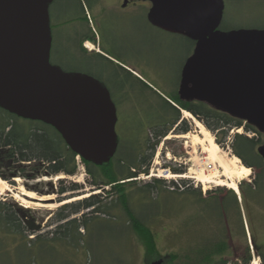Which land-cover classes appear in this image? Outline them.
<instances>
[{"label": "rangeland", "instance_id": "obj_1", "mask_svg": "<svg viewBox=\"0 0 264 264\" xmlns=\"http://www.w3.org/2000/svg\"><path fill=\"white\" fill-rule=\"evenodd\" d=\"M112 18L114 15L109 19ZM263 28L264 0H225L222 31L260 30ZM103 31L105 35L108 34L107 30ZM119 35L124 38V42L120 45L118 42L115 44L117 53L113 57L125 68L133 71L140 80L135 83V86L146 89L147 93L139 91L136 94L132 93L127 98H112L119 111L116 132L119 147H121L118 158L131 155L136 151V147L140 149L143 156H146L151 153L147 150V144L149 139H153V129L157 126L170 127L172 117L167 115L164 120L166 113L162 112L164 106L162 99L167 100L177 94L183 68L193 53V44L182 35L163 32L148 26L142 15H135L127 21H122ZM107 37L105 36V38ZM57 61L55 57L52 59L54 64ZM1 113L0 110V118L3 115ZM185 113L186 111L184 113L180 111V124L186 123L190 131L187 134H177V132L171 131L166 139L160 141L149 171L153 170L154 175L163 174L162 171L174 163L168 162V155L172 159L188 157L184 150L185 143L188 142V146L192 147L194 136H200L196 122L201 123L211 133L221 150V155L238 158L233 152L232 145L237 136L247 137L246 130L242 134L236 131L232 133L233 129H229L227 134L224 131L212 132L205 124H210L209 120L205 119V123H203L187 112L196 120L194 122L192 119H185ZM20 121L27 122L23 119ZM181 136H188L189 139L179 138ZM251 137L261 143L255 144L253 151L247 154L248 159L254 158L258 148L264 143V134ZM153 141L152 143H154ZM226 143L229 144V147ZM193 149L197 153L196 155L193 153L192 156L195 155L199 158L207 156L215 165L217 169V172L214 173V175L216 174V183L226 180L221 176L222 169L219 167L220 162L217 157L203 154L200 147H193ZM158 153L160 156L156 161ZM77 161L78 169L75 176L61 174L51 177L44 174L43 177H38L35 180L26 177L32 175L30 164L18 165L10 162L8 165L1 164L0 179L9 190L2 189L0 185V203L7 204L12 211L20 209L21 216H24L25 219L23 225L27 226L29 223L33 226L34 223L35 227L41 226V230L26 229L23 234L15 235L8 233L10 231L0 225V264H162L160 260L170 254L178 255L184 261V256L199 247L200 240L202 244H205L212 238L210 219L213 201L208 200L210 190H218L221 194L233 193L237 196V192L228 188L216 187V184L205 187L199 183L196 188L191 180H185L189 184L185 191L170 188L171 181L165 178L140 179L136 184L129 186L130 207L154 235L158 253L161 254L158 259L146 257V250L139 242L137 235L131 230L123 208L119 204H115L118 199L116 195L102 196V205L110 211L109 216L93 215V210H84L71 216L69 220L83 221L84 217L88 215L86 220L89 221V225L87 229L82 228L79 233L72 231L71 237H73L64 240V236L57 233L58 227L64 224L57 222L62 207L87 199L92 195H103V192L96 190L91 185V179L82 165L80 157L77 158ZM239 164L246 167L241 160ZM20 167L24 169L25 174L23 171L22 175L16 174ZM171 168L172 170L177 169L175 166H171ZM172 174L175 175L174 172ZM204 174L209 177L212 175ZM8 178H14L15 182L9 181ZM154 180H160L164 182V185H160L159 188H146L148 184H153ZM73 183L79 185L80 191L63 196V201L67 200L65 202H68L83 196L87 197L59 207L35 206V204L51 206L65 203L58 202V188L60 184L69 187ZM148 189L151 190L150 193H148ZM23 190L35 194V199H43V202L27 198L22 194ZM105 191H110V188ZM16 195L31 204L23 203L22 199L15 197ZM70 197L75 198L69 199ZM31 241L34 243H30ZM254 251L257 253L256 248ZM233 259L236 258H230L231 261ZM251 259V264L260 263L257 254L255 259L252 256Z\"/></svg>", "mask_w": 264, "mask_h": 264}, {"label": "water", "instance_id": "obj_2", "mask_svg": "<svg viewBox=\"0 0 264 264\" xmlns=\"http://www.w3.org/2000/svg\"><path fill=\"white\" fill-rule=\"evenodd\" d=\"M141 1L152 2L155 27L195 43L180 99L204 103L264 134V29L222 31L225 0ZM51 2L0 0V109L53 127L73 153L101 167L119 148L117 109L101 82L51 64ZM258 154L264 159V145Z\"/></svg>", "mask_w": 264, "mask_h": 264}, {"label": "trees", "instance_id": "obj_3", "mask_svg": "<svg viewBox=\"0 0 264 264\" xmlns=\"http://www.w3.org/2000/svg\"><path fill=\"white\" fill-rule=\"evenodd\" d=\"M192 44L194 45L193 42ZM162 100L164 102L162 112L163 114L166 113L164 120L167 115H170L172 122L170 127L157 126L153 129L152 140H154V143L149 139L147 144V150L151 152L150 154L143 156L139 151L140 149L136 147V153L132 152L131 155H124L123 158H118L120 146L115 157L107 165L99 167L81 159V163L91 179V185L96 190L103 192V195H92L87 199L62 207L57 222L64 224L58 227L57 233L62 234L64 236L62 237L65 238L64 240L73 237H71L72 231L79 233L82 228L87 229L89 225V221L86 220L88 215L84 217L83 221L78 219L69 220L71 216L77 215L84 210H93L92 214L96 216H109L110 211L102 205V196L116 195L118 199L115 204H119L123 208L129 220L131 230L134 231L139 242L146 250V257L158 259L161 256L158 253L154 235L130 207L128 187L136 184L140 176L149 174L150 164L158 144L167 138L171 131L177 132V134H187L190 131L186 123L180 124V111L191 113L203 123H205V119L209 120L211 123L205 124L212 132L224 131L227 134L229 129L241 128L244 125V122L225 113L218 112L204 103L182 101L178 95L167 98V100ZM1 111L3 115L0 118V148L3 154L0 158L15 163L23 162L30 164L29 168L32 171V175L26 176L30 180L43 177L44 174L51 177H57L61 174L70 177L76 175L78 156L68 148L61 135L53 127L41 122L28 120H26V123H23L18 117L10 115L3 110ZM245 129L248 132L251 131L261 136V133L248 124L245 125ZM259 142L261 143L259 140L255 141L245 136H237L232 145L233 152L244 163L241 153L243 152L244 155H247L252 152L255 144ZM32 164L34 165L32 166ZM22 171L25 174L24 169ZM173 172L175 174L183 173L180 169H174ZM162 184L164 185V182L154 180L153 184H148L146 188H159ZM169 187L171 188L170 184ZM107 188H110V191H105ZM79 191V185L76 183L71 184L69 187L60 184L57 191V195L59 196L58 202L63 201V196L69 193L75 194ZM71 198L75 197H70L69 199ZM24 223L25 219L24 216H21L20 209L19 211H12L8 208L7 204L0 203V225L7 228L10 231L8 233L15 235L23 234V231L28 229L27 226L23 225ZM30 243L34 242L31 241ZM214 254L215 251L211 248L208 241L202 244L200 248L190 251L189 254L184 256V261L178 255L170 254L163 260H160V262L162 261V264H218L215 261Z\"/></svg>", "mask_w": 264, "mask_h": 264}, {"label": "flooded vegetation", "instance_id": "obj_4", "mask_svg": "<svg viewBox=\"0 0 264 264\" xmlns=\"http://www.w3.org/2000/svg\"><path fill=\"white\" fill-rule=\"evenodd\" d=\"M152 8L151 1L141 0H52L49 6L51 64L67 73L94 78L107 88L111 98H127L139 91L147 93L146 89L135 86L140 80L133 71L125 68L113 56L117 53L115 44L124 42V38L119 35L122 21L142 15L148 26L164 32L150 22ZM110 14L114 18L109 19L112 16ZM194 49L195 43L193 52ZM54 57L58 60L55 64L52 63ZM179 91L180 85L176 94L180 98ZM114 104L119 122L118 107ZM2 154L0 148V157ZM241 154L245 166L252 173L244 183L240 182L237 196L211 189L208 197V200L213 201L210 219L213 235L209 243L215 251L214 258L218 264H251V256L255 259L256 254L259 264H264V159L258 150L251 159L243 152ZM9 162L25 165L23 162L15 163L0 158V166L8 165ZM22 169L20 167L16 174L22 175ZM14 178L8 180L13 181ZM201 246L200 240L198 248ZM230 258L236 259L231 261Z\"/></svg>", "mask_w": 264, "mask_h": 264}, {"label": "bare ground", "instance_id": "obj_5", "mask_svg": "<svg viewBox=\"0 0 264 264\" xmlns=\"http://www.w3.org/2000/svg\"><path fill=\"white\" fill-rule=\"evenodd\" d=\"M184 118L185 119H192L194 122H196V120L191 116V114L189 113H185L184 114ZM197 127L199 129V134L200 136H194V140L192 142V147H200L202 149L203 154H210L212 155L214 158H218L220 165L219 167L222 169V177L225 178L226 180H222L216 183V174L214 175V173L211 176L213 177H209L207 174L201 173L198 176V182L200 184H204V186H208L210 184H216V187H221V188H228L230 190L233 191H238L239 190V184L242 181L247 180L250 175H251V170L244 167V166H240V160L236 157L233 158H228L227 155H221L220 152V148L219 146L215 143L214 141V137L211 135V133L205 129V127L199 123L196 122ZM202 136V137H201ZM181 139H189L188 136H181L179 137ZM221 155V156H220ZM166 175V173H163L161 175H158L157 178H163ZM168 178H171L168 176ZM213 178V179H212ZM47 180V179H44ZM214 180V182H213ZM0 185L2 186V189H5L6 191H8V187L7 185L0 179ZM23 195L31 198V199H35L36 196L33 193H27L25 192V190H23ZM19 199H22L21 196H15ZM87 196H83L80 198H76L73 200H70L68 202L62 203L60 205H51V206H44L42 204H35V206L37 207H43V208H51V207H59L61 205H64L66 203L84 198ZM43 200V199H42ZM23 203L25 204H31L27 201H25L24 199H22ZM254 264H257V262H255Z\"/></svg>", "mask_w": 264, "mask_h": 264}, {"label": "built area", "instance_id": "obj_6", "mask_svg": "<svg viewBox=\"0 0 264 264\" xmlns=\"http://www.w3.org/2000/svg\"><path fill=\"white\" fill-rule=\"evenodd\" d=\"M243 129L240 130H233L232 133L234 131L236 132H242ZM248 137L253 136L254 134H246ZM188 142L185 143L184 145V150L186 153V156L188 157H184V158H174L172 159L171 157H169V155L167 156V160L168 162H174L172 165H170V167H167L165 170L162 171V173H166V175L163 177L166 180H170L171 182L169 183L172 189L178 190V191H185L186 188L189 187V185H185L183 182L185 180H191L192 183L194 184L195 187H198L199 182H198V176L201 173H216L217 169L215 167V165L209 160V158L206 156L204 158H199L196 155V151L193 149V147H189L188 146ZM227 147H229V144H227ZM189 149V150H188ZM195 154L194 156H192V154ZM160 153H158V155L156 156V161L159 159ZM189 164H191L189 166ZM171 166H175L177 167V169H181L184 171L183 174H175L173 175L172 172V168ZM158 175H154L153 170H151L149 172L148 175H142L140 176V179L142 180H150L151 178H157ZM171 177V178H168ZM214 182V181H213Z\"/></svg>", "mask_w": 264, "mask_h": 264}]
</instances>
